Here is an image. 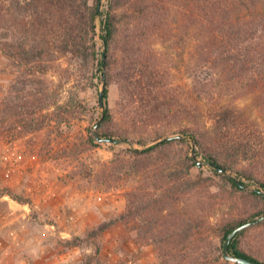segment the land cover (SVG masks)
<instances>
[{"label": "trees", "instance_id": "obj_1", "mask_svg": "<svg viewBox=\"0 0 264 264\" xmlns=\"http://www.w3.org/2000/svg\"><path fill=\"white\" fill-rule=\"evenodd\" d=\"M169 2L178 3L175 34L191 35L199 64L245 81L257 90L254 104L264 112V0H107L102 10L101 0H0V51L23 77L44 75L65 58L90 84L115 78L124 96L137 102L129 111L134 130L129 135L114 123L104 87L91 140L99 136L102 142L141 146L129 148L125 164L139 177L127 210L136 243L153 244L157 264H240L224 257L223 245L235 227L264 213L261 192L240 185L264 188V126L247 108L227 102L209 110L207 128L199 104L188 105L184 92L173 86L167 56H153L131 80L141 46L133 28L120 24L130 11L135 20H145V39H168ZM158 123L177 131L149 134L148 127ZM175 144L188 148L174 155ZM250 201L260 208L245 210ZM228 251L264 264V220L237 232Z\"/></svg>", "mask_w": 264, "mask_h": 264}, {"label": "rangeland", "instance_id": "obj_2", "mask_svg": "<svg viewBox=\"0 0 264 264\" xmlns=\"http://www.w3.org/2000/svg\"><path fill=\"white\" fill-rule=\"evenodd\" d=\"M106 3L101 0L99 9ZM177 7L178 3H168V39H163L165 35L145 39V20H135L136 15L128 11L120 27L133 28L141 46L131 80L140 77L139 70L150 65L153 56L160 60L167 56L173 86L184 92L188 105L199 104L207 128L209 110L227 102L247 108L264 126V112L254 104L257 90L245 81H232L220 67L201 66L191 35L181 39L175 34L172 19L178 17ZM104 87L114 123L130 135L134 129L129 111L137 102L124 96L115 78L107 84H90L83 75H75L65 58L44 75L23 77L0 51V264L158 263L153 244L136 243L127 212L128 193L139 177L125 164L131 160L129 148L141 146L91 140L103 110L99 92ZM128 88L135 91L133 86ZM166 124L148 127L149 134L177 131ZM141 134L147 133L142 129ZM182 148L188 147L175 144L174 155L181 154ZM260 206L250 201L245 210ZM121 215L126 219L121 220Z\"/></svg>", "mask_w": 264, "mask_h": 264}, {"label": "water", "instance_id": "obj_3", "mask_svg": "<svg viewBox=\"0 0 264 264\" xmlns=\"http://www.w3.org/2000/svg\"><path fill=\"white\" fill-rule=\"evenodd\" d=\"M104 58H105V54H104ZM104 76V74H103ZM103 94H102V91L99 92V102L100 104L102 105L103 104ZM97 139L99 141H102L103 139L100 138L99 136H96ZM193 157L195 158V155L193 154ZM197 164L198 166H201L202 165V162L200 160L197 161ZM223 171V169H221ZM240 185L244 188H249V189H257L258 191L261 192V194L264 196V188L260 185V184H254V185H250V184H246V183H240ZM264 220V213L253 219V220H249L245 223H242L240 224L239 226L235 227L227 236L226 240H225V243L223 245V254H224V257L227 259V260H230L232 262H237V263H240V264H257L256 262L250 260V259H247V258H244V257H240V256H236V255H232L229 253L228 251V247H229V243L231 241V239L233 238V236L239 232L240 230H243L247 227H250V226H253L261 221Z\"/></svg>", "mask_w": 264, "mask_h": 264}]
</instances>
